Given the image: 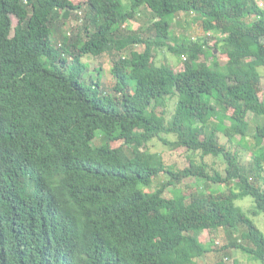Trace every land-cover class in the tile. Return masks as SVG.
I'll return each mask as SVG.
<instances>
[{
	"label": "trees",
	"instance_id": "1",
	"mask_svg": "<svg viewBox=\"0 0 264 264\" xmlns=\"http://www.w3.org/2000/svg\"><path fill=\"white\" fill-rule=\"evenodd\" d=\"M141 9L152 23L127 28ZM182 13L214 42L174 38ZM157 49L183 69L155 64ZM104 55L109 88L83 62ZM260 67L264 9L254 0H0V264H196L210 251L199 235L221 228L239 235L227 248L264 264V234L236 206L250 197L253 215L264 213ZM250 113L263 119L252 134ZM221 136L251 146L250 162ZM154 139L224 170L168 167L142 148ZM32 171L44 187L33 194ZM189 180L229 191L171 189Z\"/></svg>",
	"mask_w": 264,
	"mask_h": 264
},
{
	"label": "rangeland",
	"instance_id": "2",
	"mask_svg": "<svg viewBox=\"0 0 264 264\" xmlns=\"http://www.w3.org/2000/svg\"><path fill=\"white\" fill-rule=\"evenodd\" d=\"M73 4L78 5L86 0H70ZM256 4L264 9V0H254ZM123 4L126 8L129 7V0H123ZM152 16L147 9H141L139 14L137 15L134 21H129L126 23V27L131 30H137L139 28H146L148 25L152 23ZM17 21L15 18H12L13 27L16 25ZM71 27L76 25V22L73 20L69 21ZM65 31V28H64ZM172 34L174 38L182 40L183 38H187L196 42L198 40H203L205 37L209 38V42L213 41V35H208L204 33L197 22L193 21V17L187 14H180L177 16L172 25ZM214 44V43H212ZM135 50L141 51L143 47H136ZM155 58L154 62L157 65L160 64H169L171 65L175 71H181L183 69V64L179 61L173 54L169 53L166 49H157L154 53ZM83 62L89 65V71L93 72L95 75V70L100 68L101 72L99 74L101 82L109 88L112 85L113 80L110 74V63L108 61V57L106 55L101 57H92L88 56L83 58ZM259 72L263 75L264 78V68L260 67ZM264 92V89H263ZM177 99H169L167 100L166 104V111H167V120L174 113L176 108ZM248 121L251 126L250 134H252V130L255 128L256 125L262 124L263 119L254 117L253 114H248ZM169 141H173V136H166L165 137ZM221 143L227 145L228 149H238V153L240 156V160L244 165L248 164L252 158L251 156V146L250 149H243L239 147L237 144L239 139H235V141L230 144L227 139L223 136L220 138ZM248 142L251 144V140L249 139ZM98 144V142L96 143ZM117 143L111 144V146H117ZM142 148L148 150L151 153H155L159 155L166 166L172 167L175 170H181L189 165L190 161H193L197 164L201 162H205L208 166V171L213 173V171L223 172L224 170V163L221 159H216L211 156L205 157L204 159L201 158L199 153H190L185 149H171L170 146L164 145V143L158 139L152 140L148 145H142ZM143 149V150H144ZM264 177V174H263ZM166 180V176L160 175V177L153 183L151 188L145 189L146 192H152L156 189L160 182ZM262 187L264 188V180L262 182ZM181 188L182 191L188 192L193 190H200L205 194L210 192H218V193H227L229 191L228 186L225 185H214L211 183H198L195 180H189L185 184H181L176 186V189ZM167 196L171 195L169 191L166 192ZM236 206H238L258 227V229L264 234V213H259L257 215H253L255 211L254 201L250 197H244L236 201ZM241 233L243 229L239 230ZM239 232V234H240ZM239 239V235L234 236L229 228H221L217 231L212 232H204L199 235L200 241L203 242L205 246L208 245L209 252L204 256L196 259V264H216L223 261L224 264H259L258 262L252 261L248 255L243 253L242 251L236 250L234 248H227L231 246L233 240Z\"/></svg>",
	"mask_w": 264,
	"mask_h": 264
},
{
	"label": "clouds",
	"instance_id": "3",
	"mask_svg": "<svg viewBox=\"0 0 264 264\" xmlns=\"http://www.w3.org/2000/svg\"><path fill=\"white\" fill-rule=\"evenodd\" d=\"M40 175L36 171H32V174L29 176V185H28V191L33 194L34 189L44 188L41 185L36 184L35 180Z\"/></svg>",
	"mask_w": 264,
	"mask_h": 264
}]
</instances>
